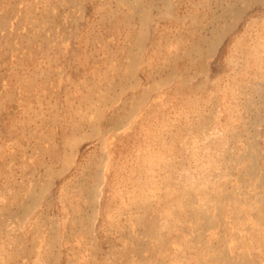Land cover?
Returning a JSON list of instances; mask_svg holds the SVG:
<instances>
[{"label":"rangeland","instance_id":"1","mask_svg":"<svg viewBox=\"0 0 264 264\" xmlns=\"http://www.w3.org/2000/svg\"><path fill=\"white\" fill-rule=\"evenodd\" d=\"M260 94L264 0H0V264H264Z\"/></svg>","mask_w":264,"mask_h":264},{"label":"bare ground","instance_id":"2","mask_svg":"<svg viewBox=\"0 0 264 264\" xmlns=\"http://www.w3.org/2000/svg\"><path fill=\"white\" fill-rule=\"evenodd\" d=\"M252 1V0H251ZM251 4V3H250ZM261 5V4H260ZM238 8V7H237ZM236 8V9H237ZM162 10V9H161ZM237 11H238V9H237ZM241 16V15H240ZM216 29V28H215ZM230 29V28H229ZM221 32V31H220ZM220 40V39H219ZM206 42V41H205ZM220 42V41H219ZM216 43H217V41H216ZM202 54V53H201ZM259 101L262 103V104H264V95H262V94H260V97H259ZM256 172H255V170L252 172V174L254 175ZM264 179V178H263ZM262 181V180H261ZM259 187H261V189L262 188H264V183L262 184H260L259 185ZM260 190V189H259ZM257 196H258V201H259V204H260V206H261V208L260 209H262V211H264V192H257ZM233 199H234V197H233ZM264 213V212H263Z\"/></svg>","mask_w":264,"mask_h":264}]
</instances>
